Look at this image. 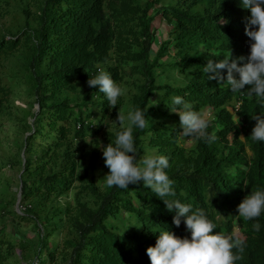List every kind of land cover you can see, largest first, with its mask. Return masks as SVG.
<instances>
[{"label": "trees", "instance_id": "16d2710c", "mask_svg": "<svg viewBox=\"0 0 264 264\" xmlns=\"http://www.w3.org/2000/svg\"><path fill=\"white\" fill-rule=\"evenodd\" d=\"M2 2L8 6L5 14L15 15L20 7L25 26L9 39L8 29L0 27V65L14 61L6 75L0 74V116L11 114L8 99L14 84L27 88L39 112L32 115L33 125L20 121L27 135L17 141L18 154L0 164L21 172L24 216L11 214L39 229L38 260L44 254L55 262L58 247L51 248L50 237L65 228L64 264H151L147 249L156 245L164 228L191 238L185 218L176 227L175 212L142 181L127 190L106 184L101 189L96 162L104 158L97 146L89 164L84 163L78 143L102 135L105 147L114 144L122 129L114 122L106 127V120L139 107L148 126L133 130L137 160L148 150L169 158L165 171L176 196L166 199L191 204L193 211L203 209L216 232L243 240L236 264H264V212L253 220L238 216L244 198L264 189V141L250 138L255 117H264V98L234 93L226 81L209 80L204 72L207 61L230 52L233 58L250 55L245 34L250 13L240 0H40L34 5L33 0H16L14 7L0 0V17ZM157 16L172 26L166 39L158 37ZM221 17L226 24L215 23ZM102 70L126 90L115 108L99 86L87 84ZM221 75L226 80L227 70ZM175 96L194 111H212L207 131L215 133L214 141L184 136L192 146L180 144L179 116L171 111L179 107L172 103ZM93 109L100 113L96 121ZM73 189L72 202H63ZM11 201L6 206L14 207L17 198ZM256 223L259 231L253 228ZM22 239L21 250L35 248Z\"/></svg>", "mask_w": 264, "mask_h": 264}, {"label": "clouds", "instance_id": "9594fccd", "mask_svg": "<svg viewBox=\"0 0 264 264\" xmlns=\"http://www.w3.org/2000/svg\"><path fill=\"white\" fill-rule=\"evenodd\" d=\"M240 4L250 13L245 28V34L251 41L250 55L233 58L230 52L228 57L219 61H207L204 72L209 80L218 83L226 81L234 93L246 91L249 96L264 98V0H240ZM215 23L226 24L227 21L221 17ZM224 69L227 70L226 80L221 75ZM87 84L89 87L99 86L110 108L116 107L118 99L126 91L109 72L103 70L95 78L88 79ZM172 103L179 106L171 108V111L179 116L183 136L208 142L216 139L215 133L209 134L207 131L210 122L206 114L194 111L192 105L180 96L173 97ZM255 120L250 138L264 141V117L257 116ZM117 121L122 130L116 133L114 144L109 143L103 150L105 166L109 169V174L104 177L106 185L127 190L130 184L142 181L165 203L169 212H175L173 224L176 227L180 226L181 217L185 218L184 224L191 234L190 239L180 238L164 228L159 232L156 245L147 249L151 264H236L241 260L243 240L216 232L217 225L203 209L193 211L191 204L182 203L179 199H166L176 196L174 181L165 171L170 166L167 156L146 154L137 160L133 130L134 127L143 130L148 126L145 111L139 107L128 111L127 115L119 111ZM262 212L264 189L251 192L238 206V216L245 220L256 219ZM253 228L259 231L260 224H254Z\"/></svg>", "mask_w": 264, "mask_h": 264}, {"label": "rangeland", "instance_id": "374dc122", "mask_svg": "<svg viewBox=\"0 0 264 264\" xmlns=\"http://www.w3.org/2000/svg\"><path fill=\"white\" fill-rule=\"evenodd\" d=\"M11 2V6H17L16 0H9ZM40 0H33V5ZM14 4V5H13ZM8 6H6L5 2H2L1 9L2 13L4 12V16L0 17V27L8 29V38L11 35H14L18 30H22L25 26V21L22 19L20 14L21 9L19 7V12L17 14H10V12L5 14V10ZM32 11L34 7L30 8ZM18 10V9H17ZM16 10V11H17ZM152 13V11L150 12ZM18 23V24H17ZM17 26H13L16 25ZM154 26L159 30L158 37H162L163 39L168 38L172 26L169 25L162 16H157L154 22ZM6 32V31H5ZM155 50V48H154ZM154 55V51L151 52ZM9 64L14 66V61H2L0 65V74L6 75L9 72ZM25 76H22L24 78ZM164 77L159 79L160 84H164L166 80ZM6 81H3V85H5ZM27 88L22 85L14 84L12 86V92L8 99V108H10V115H2L0 116V161L6 157L14 158L18 154V140H23L27 135L23 128V124L20 123L21 120L27 121L28 124L33 125L34 119L32 118L33 114H37L39 112L38 106L34 103L33 98L28 96ZM97 110V112H96ZM93 109L94 111V120L96 121V117H98L99 110ZM112 113V110H110ZM204 114L209 121L213 120V113L210 110H205ZM22 122V121H21ZM112 122L117 121V115L113 116V119L106 120L105 125L108 127ZM240 125L238 124V128ZM106 129V128H104ZM180 144L186 146H192L191 139H183V135L181 134ZM102 135L97 140H94L91 136L86 138L84 141H80L78 146H82L84 149V163L89 164L92 152L94 148L97 146L99 157L103 155L104 143L102 142ZM147 155H152L153 151L148 150L146 152ZM145 154V155H146ZM0 164V230H2L0 235V264H36L37 261H43V264H64L67 263L68 256H66L67 251L64 247V242L66 239L67 228L63 229L62 232L58 235L54 234L50 237L51 248L54 249L58 247L56 252L55 262H52L48 256H43L38 260L35 255L34 250L38 248V238L40 235V231L37 226L31 221H23L19 218H15L14 215L11 214V211H16L18 215L24 216L23 211L18 208L17 203L13 206H6L11 200L15 197L19 198L20 192V170L18 167L6 166L2 167ZM96 181L101 189L104 188L106 184L104 177L109 174V171L105 168L104 160L101 158L96 162ZM75 189L70 190L67 195H64L63 202L69 201L70 203L73 200ZM20 205V204H19ZM15 228V229H14ZM238 231V230H237ZM236 231V232H237ZM22 238H25L32 243L35 244V248L29 247L28 249L21 250L20 244L22 243ZM12 244H15L13 246ZM40 264V262L38 263Z\"/></svg>", "mask_w": 264, "mask_h": 264}, {"label": "water", "instance_id": "95a60500", "mask_svg": "<svg viewBox=\"0 0 264 264\" xmlns=\"http://www.w3.org/2000/svg\"><path fill=\"white\" fill-rule=\"evenodd\" d=\"M21 187H22V185H20V192H19V198H18V201H17V206H18V208H19V204L21 203V200H22V196H21Z\"/></svg>", "mask_w": 264, "mask_h": 264}, {"label": "built area", "instance_id": "2783aa9c", "mask_svg": "<svg viewBox=\"0 0 264 264\" xmlns=\"http://www.w3.org/2000/svg\"><path fill=\"white\" fill-rule=\"evenodd\" d=\"M36 264H38V261H37V263Z\"/></svg>", "mask_w": 264, "mask_h": 264}]
</instances>
